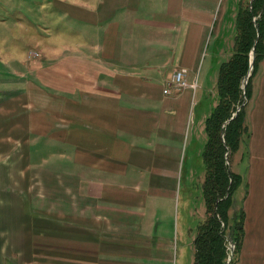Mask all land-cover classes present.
<instances>
[{
  "label": "crops",
  "instance_id": "crops-1",
  "mask_svg": "<svg viewBox=\"0 0 264 264\" xmlns=\"http://www.w3.org/2000/svg\"><path fill=\"white\" fill-rule=\"evenodd\" d=\"M250 1H37L36 60L15 51L20 35L2 41L0 264H178L203 223L186 225V160L208 141ZM182 69L188 87L165 92ZM251 93L250 137L229 164L247 190L237 264H264V48Z\"/></svg>",
  "mask_w": 264,
  "mask_h": 264
},
{
  "label": "trees",
  "instance_id": "trees-1",
  "mask_svg": "<svg viewBox=\"0 0 264 264\" xmlns=\"http://www.w3.org/2000/svg\"><path fill=\"white\" fill-rule=\"evenodd\" d=\"M256 15L260 16L258 21H254ZM257 37L254 71L246 87L248 99L251 80L264 48V0H254L250 6L239 10L234 52L220 68L218 104L206 121L208 141L204 152L203 194L207 219L199 226L194 240V264H226L229 258L228 235L233 236L235 243V258L231 264H237L241 251L245 211L244 199L238 200L237 192L242 185L246 190V183L242 176L231 171L226 154H236L250 137L245 108L236 112L244 103L242 85Z\"/></svg>",
  "mask_w": 264,
  "mask_h": 264
},
{
  "label": "rangeland",
  "instance_id": "rangeland-1",
  "mask_svg": "<svg viewBox=\"0 0 264 264\" xmlns=\"http://www.w3.org/2000/svg\"><path fill=\"white\" fill-rule=\"evenodd\" d=\"M50 2L54 0H0V67H2V62L1 59L4 57L3 56V51L7 50V47L5 45L4 40L12 43L14 40L13 37L20 35V40L19 41H14V45H21L18 48H15V51L19 52V54L22 53L23 48L26 47L25 51L28 50V48H32L36 45V42H34V35L33 33L37 31V21L41 23V19L37 17V9L39 8L38 2ZM254 0H251L250 2H247L245 4L250 6L253 3ZM243 6V7H245ZM261 15V14H260ZM260 19V16L256 15L254 18V21H258ZM20 26V31L18 28H13L18 25ZM10 26V27H9ZM13 36V37H12ZM12 37V38H11ZM11 40V41H10ZM19 42V43H18ZM15 45V46H16ZM235 45V42H234ZM7 46H10L7 44ZM214 49L212 47L208 50L210 54L212 55ZM28 59L31 61L36 60L38 57L37 49H32L30 51H27ZM14 53V52H13ZM256 55V51H255ZM7 56V54H5ZM209 58H207L208 61ZM254 65H255V60H254ZM250 68V67H249ZM1 71V69H0ZM254 71V69H253ZM249 73V70H248ZM253 74V72H252ZM248 75V74H247ZM243 87V85H242ZM252 99V93L250 96V99L247 98V96H244L243 100L244 103L238 108L242 109V107L245 108V112L248 111L249 109V101ZM208 103H205L203 107H198L195 111V115H197V118L202 114L203 110L205 107H207V104H209V99H207ZM237 109V110H238ZM239 110V111H240ZM238 113V112H237ZM236 114V113H235ZM228 121L227 123H229ZM192 143V142H191ZM205 143H207V136L205 134L204 139L201 141L199 140L198 142L195 143L194 148L191 150V152L196 155L198 151H201V158H197V156H190L189 160L187 158V170L188 167H192L195 170V173L198 175H192L190 176V181H191V187L188 190V187L186 186L183 192H182V197L185 198L184 200H188L191 210L196 208L197 215L193 218L194 222L190 220L189 222H186V225L192 226V229H194L196 226V222L198 221H205V218L207 217L206 208H205V200H204V194H203V186H204V179L206 176V165L204 164L205 162L203 161V153L205 149ZM191 145V144H190ZM195 151V152H194ZM237 153V152H236ZM189 150H188V156H189ZM233 155H228L226 154V158L228 159L229 162L227 164L229 165ZM236 157V155L234 156ZM230 167V165H229ZM193 171V170H192ZM236 172V166L233 164V172ZM236 174V173H235ZM200 182V183H198ZM179 212H181V217L185 215L188 219V213L185 209L184 203L181 205V208H179ZM186 212V213H185ZM193 213V211H191ZM207 219V218H206ZM192 236V233H186L185 240L186 243L188 242L189 238ZM229 235H228V250H229V258H230V248L231 244L229 242ZM177 249V248H176ZM179 250V251H178ZM178 264H193L194 259H195V249L194 247H189V246H181V241L178 243ZM176 251V252H177ZM235 252V249H234ZM228 258V260H229ZM235 258V253L232 257V261ZM231 261V262H232ZM228 262V261H227ZM231 264V263H230Z\"/></svg>",
  "mask_w": 264,
  "mask_h": 264
},
{
  "label": "water",
  "instance_id": "water-1",
  "mask_svg": "<svg viewBox=\"0 0 264 264\" xmlns=\"http://www.w3.org/2000/svg\"><path fill=\"white\" fill-rule=\"evenodd\" d=\"M257 42H258V37H257V39H256V41L254 43V47H253V49H252V51L250 53V68H249V73H248V75L243 80V87H242V89L244 91V96H246V87L248 85L249 79L252 76V72H253V69H254V60H255V51H256ZM239 110L240 109H238L237 112H239ZM229 242L231 244V248H230V252H231L230 255L231 256H230V258H229V260H228V262L226 264H230L231 263L232 257L234 255L235 243H234V239H233V236L232 235H230V237H229Z\"/></svg>",
  "mask_w": 264,
  "mask_h": 264
},
{
  "label": "built area",
  "instance_id": "built-area-1",
  "mask_svg": "<svg viewBox=\"0 0 264 264\" xmlns=\"http://www.w3.org/2000/svg\"><path fill=\"white\" fill-rule=\"evenodd\" d=\"M187 87L188 83L186 81V71L182 69L173 74L165 92L170 93L171 89L183 90Z\"/></svg>",
  "mask_w": 264,
  "mask_h": 264
}]
</instances>
